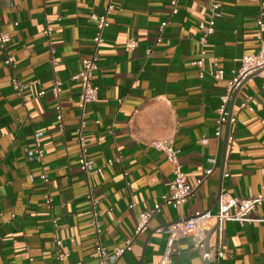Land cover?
<instances>
[{
    "label": "crops",
    "instance_id": "1",
    "mask_svg": "<svg viewBox=\"0 0 264 264\" xmlns=\"http://www.w3.org/2000/svg\"><path fill=\"white\" fill-rule=\"evenodd\" d=\"M106 5L107 0H0L12 58L6 66L0 50V264H99L89 192L97 200L99 238L107 252L131 241L115 264H159L163 230L179 212L185 218L215 213L221 194L244 198L264 187L263 79L255 77L239 89L229 105L230 121L219 138L214 135L226 81L242 56L258 52V36L264 41V0L114 1L93 74L98 98L86 106L81 132L87 158L101 172L86 180L78 164L80 85L72 77L94 50L95 23L89 16L101 15ZM214 12L219 14L214 33L201 45L199 25ZM162 22L168 24L158 42ZM47 24L50 41L42 34ZM129 40L133 50L126 46ZM201 50L200 78L193 62ZM215 69L223 71V80L209 77ZM57 83L61 92L55 97L51 89ZM157 141L180 151L188 184L211 170L179 210L161 205L173 174L152 146ZM36 149L40 160L27 154ZM156 205L160 211L135 235L139 214ZM207 239V248L219 246L222 258L202 259L183 238L173 245L171 264H264V206L242 223L223 222ZM55 240L66 255L62 261Z\"/></svg>",
    "mask_w": 264,
    "mask_h": 264
},
{
    "label": "built area",
    "instance_id": "2",
    "mask_svg": "<svg viewBox=\"0 0 264 264\" xmlns=\"http://www.w3.org/2000/svg\"><path fill=\"white\" fill-rule=\"evenodd\" d=\"M115 0H107V5L103 10L101 15H96L94 13L90 14L89 18L95 23V34L92 39L93 53L83 59L81 71L72 77V80H77L80 85V93L78 97L77 107L81 113V121L77 129L78 133V145H79V155L78 164L81 172L85 175L88 181L89 177L94 174L101 172V167L95 166L93 161L89 160L86 155L85 141L81 135L82 129L85 126V121L83 120L85 108L87 105L94 103L98 98V87L93 84V74L97 70V51L99 46L103 43V33L105 29L109 26L108 15L114 9ZM174 4V3H173ZM218 8L217 4L213 5V9ZM172 13H176V9L172 10ZM219 17L218 13H213L212 16L206 23H201L199 25V30L201 33L200 44L203 45L205 39L214 33V20ZM167 22H162L159 26V37L158 42L161 41V34L164 28L167 26ZM259 27H262L261 20L258 21ZM2 25L0 21V50L5 54L6 58L4 64L6 66H11L12 58L8 54L7 45L10 41L9 35L2 31ZM42 34L48 41L51 39L52 27L47 24L42 31ZM260 42L259 50L254 55H244L239 60V66L237 69L232 71L231 78L226 81L224 94L220 97V105L216 110V131L214 133L215 137H220L222 128L224 124L230 121L229 105L239 91V89L247 82L252 81L255 77H259L264 80V41L261 36H258ZM128 49L133 50L135 43L129 40L126 43ZM54 49L50 48V55L54 54ZM203 55L204 52L201 50L199 59L193 62V65L200 69L199 77H203V71L201 70L203 66ZM51 64H55L54 60L51 58ZM209 77L214 80H223V71L220 69H215L207 73ZM14 88L21 92L22 86L17 82L13 81ZM52 94L58 97L61 89L60 85L57 83L51 89ZM44 92H39L38 96L41 97ZM245 105H242L244 107ZM56 120L59 123V128H62V115L60 107L56 108ZM39 135L35 136L36 143H38ZM152 146L161 152L169 164L172 166V180L168 186V194L162 197V204L168 205L174 209H180L188 200V198L193 194V192L203 183V181L211 174V170H206L204 172V177L197 179L195 185L192 186L186 182L185 174L183 172L181 163L179 161L180 151L176 149L168 141H157L152 144ZM30 159L40 160L42 158V152L40 149H36L27 153ZM42 183L46 184L48 178L45 174L40 176ZM45 200L49 203L50 197L46 196ZM88 200L91 206L92 214V224L95 230L96 239L94 243V249L96 256L98 258L99 264H115L122 254L130 249L131 241H126L123 248H116L111 253L107 252L100 241V225L98 220V214L95 210L97 205V200L94 199L93 195L89 192ZM161 205H156L152 211L141 212L138 216V221L135 229V235H138L147 229V224L151 217L160 211ZM264 206V187L255 195L249 194L244 198H238L226 193L219 196L218 210L215 213L211 212H194L189 217L185 218L179 212L177 215V221L171 225H168L164 230L166 236L165 247L161 256L159 264H171L172 257L174 255L173 245L180 239L189 238L193 245L199 250L202 259L206 261L217 260L223 257L224 253L219 246H215L211 249L206 246L207 235L210 231L215 230L225 221H236L242 223L247 220L252 214L256 212V209ZM54 226H56V221H53ZM61 241L55 240V255L59 261L65 259L66 255L60 252Z\"/></svg>",
    "mask_w": 264,
    "mask_h": 264
},
{
    "label": "water",
    "instance_id": "3",
    "mask_svg": "<svg viewBox=\"0 0 264 264\" xmlns=\"http://www.w3.org/2000/svg\"><path fill=\"white\" fill-rule=\"evenodd\" d=\"M208 241V239H206Z\"/></svg>",
    "mask_w": 264,
    "mask_h": 264
}]
</instances>
